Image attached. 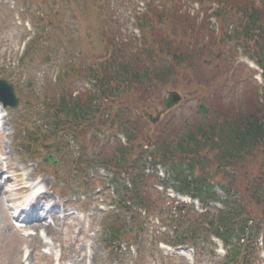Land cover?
<instances>
[{
	"label": "rangeland",
	"instance_id": "rangeland-1",
	"mask_svg": "<svg viewBox=\"0 0 264 264\" xmlns=\"http://www.w3.org/2000/svg\"><path fill=\"white\" fill-rule=\"evenodd\" d=\"M92 1L96 4V0ZM185 1H188V6L186 5L184 9L188 8L192 15L199 16L200 21H203L205 11L210 15L215 7L209 2L204 9L199 4L190 3L192 0H183L182 3ZM260 1L253 0V3L259 4ZM104 3L112 6L107 13L97 11L88 14L84 9L74 10L70 7L71 9L68 10L61 4V0H28V2L0 0V79L13 84L16 95L21 100L18 108H9L4 111L2 114L4 127L0 126V164H2L0 188H2L5 202L4 207L0 197V264H23L24 259H27L29 264H57V258L60 259L61 264L161 263L159 257L154 255L155 244L150 241V237L145 241V246L143 243L140 244L141 257L136 260H133L136 257L134 249H126L127 239H122L119 248L121 251L118 254L114 255L115 251H111V254L107 253L102 242L104 217L97 210L102 201L106 202L107 192L102 190L97 195L92 191L97 188L93 189L94 186H100V183L104 185L100 178L104 172L84 168L85 171L79 170L75 173L77 166L71 161L77 157V152H81L77 147L71 155L66 154L65 150L57 154V158L60 157L61 160L54 167L43 161L47 152L40 150L38 144L34 145L25 141L28 138L33 140L37 137L40 140L45 137L49 143L60 140L58 136L48 137L43 130L46 123L44 103L47 101V104H52L66 92L73 93V97H78L79 94L85 92L87 94L91 91L89 81L81 79V76L73 78L70 73L79 67L85 75L93 61L100 64L111 56L113 50L101 39L99 32L101 28L104 30L108 27L107 23L113 24L109 35L116 34L114 43L121 45L120 47L124 49L120 56L131 52L128 36H136L134 41L140 44L139 31L134 25V14L139 15V12L135 11L139 10L140 3L135 0H104ZM100 7H103L102 3ZM73 15L74 20H72ZM26 21L27 23H23ZM233 27L234 24H225L222 31L224 32L227 28L231 31ZM162 29L170 31L172 27L165 24ZM219 30L218 21L210 20V27L201 32L200 47L208 45L209 36L213 34V42L210 44L213 48L202 50V52L197 50L200 55L196 62L184 63L173 68L175 76L161 91V103L170 91H177L183 95V102L160 118L156 125L155 134L159 136L157 139L163 138L170 141L178 137L183 127L189 128L194 122L202 123V115L197 114L200 104L210 109L208 116L215 115L220 110L216 98L218 91L219 95L224 97V101H221L222 106L227 105L226 108H229L240 104L239 108L243 109L247 108L261 93L260 88L263 82L257 65L250 57L238 51V43L222 42L226 37ZM241 47L244 48V45ZM245 47L252 51L255 44L249 43ZM240 51H242L241 48ZM44 57H49L50 62L44 63L42 61ZM58 77L66 81L67 87L69 82L73 86H69L67 90L65 86L60 87ZM30 83L31 88L28 87ZM27 101L31 102L30 105L26 104ZM119 101H111L117 109L120 105H118ZM151 101L155 99L152 98ZM121 108L124 109V107ZM144 109L135 108V111H131L135 113V116L142 115L148 122V115L145 119L144 113L147 112L156 118L162 110L158 103L150 109ZM101 120L103 119L97 117L94 127L106 130V135H100L98 147L103 146L107 153L104 154L111 159L115 143L109 141L108 135L112 136L113 133H107L106 121L105 124H100ZM146 128L150 130V123ZM81 129L84 132H81L80 138L78 134H74L80 143L83 142L87 148L96 147L97 144L91 138L93 128ZM142 129H145V126ZM148 131L145 132L147 137L153 136L155 129ZM30 133L31 136H29ZM20 147L22 150H19ZM263 161L264 145L258 153L257 163L253 164H256L255 171ZM253 165L249 171L253 170ZM236 172L230 169L227 174H236L238 180L242 182L244 179L241 177L244 173H240L242 170ZM7 175L12 176V182L6 180ZM84 178L92 179V181L86 182ZM33 181L40 186V189L27 194V187ZM83 181L88 190L84 194L79 190ZM19 188L24 190L19 191ZM38 192H45V198L52 201L48 209L54 208L60 215L70 213L67 219L61 220L57 217L56 230L49 234L52 237L43 238L44 247H41V243L33 242L32 238H29L32 231L28 227L20 230L13 227L11 218V216L20 215L19 204L24 203L31 194L35 195ZM216 192L222 200H225V194L218 186ZM167 194L175 196L170 190ZM192 202L187 200L190 205ZM71 205L76 206L75 210L71 208ZM222 208L221 204L213 205L209 211L215 212L216 209ZM41 215L43 212L39 217ZM137 220L141 218L137 217ZM146 226L154 233L162 234L157 225V228L153 224H145L143 227L146 228ZM147 229L144 233L148 231ZM145 236L146 234L144 238ZM129 237L133 239L134 235ZM260 257L264 258L263 250H260ZM175 263L179 262L175 260ZM257 264H264V261L258 259Z\"/></svg>",
	"mask_w": 264,
	"mask_h": 264
},
{
	"label": "trees",
	"instance_id": "trees-1",
	"mask_svg": "<svg viewBox=\"0 0 264 264\" xmlns=\"http://www.w3.org/2000/svg\"><path fill=\"white\" fill-rule=\"evenodd\" d=\"M138 1L146 6L145 11L136 16L135 26L141 32L140 44L134 41V35L128 36L131 52L120 56L124 49L114 43L116 34L109 35L113 24L110 22L107 28H101V39L113 51L109 58L100 64L93 61L88 68L95 92L84 99L81 96L74 98L66 92L52 104L46 101L44 119L50 126L48 133L53 135L52 131L65 130L80 138L84 132L81 128L93 127L94 117L107 107L111 108L110 100H120L118 109L115 108L118 122L113 124H119L126 132L130 147L116 146L111 160L104 155L99 163L110 167L113 163V167L127 175L130 185L116 184L118 202L115 203L124 215L112 213L105 219L106 248L122 239H127L128 243H142L146 221L141 215V220H137L139 215L133 209L143 208L147 218L160 217V223H165L173 232V236L161 239L165 243L190 245L205 251L212 245L210 237L214 236L228 249L222 264H257L258 259L260 261L259 245L262 244L264 249V161L256 171V164H253L264 145V86L257 99L245 109L239 108L240 104L229 108L222 106L224 97L218 91L216 98L220 110L215 115L203 117L202 123L194 122L189 128L183 127L175 139L160 138L155 144L151 165L162 164L171 172L170 179L163 184L173 183L177 193L198 199L205 209L211 202L221 203L223 209L214 213L198 214L185 203L170 202L162 195L154 194L152 180L145 174L147 159L138 158L135 145L143 133L136 126L131 127L130 119H134L135 114L127 116L125 108L128 104H147L152 98L159 100V89L175 76L174 67L196 62L199 51L213 48L210 46L212 33L209 44L200 47L201 32L210 27L212 19L218 21L219 31L226 37L222 42L244 45L241 47L244 53L250 54L262 69L264 82V0L259 4H254L253 0H192L190 3L197 2L204 9L209 2L215 6L210 15L204 12L203 21L192 15L188 8L184 9L188 1ZM101 3L103 7H100ZM61 4L68 10L70 7L87 10L88 14L107 13L112 7L108 3L105 5L104 0H96V4L92 0H61ZM165 24L172 29L163 31ZM225 24H234V27L223 32ZM249 43L255 44L252 51L245 47ZM72 73L75 77L80 75L75 71ZM64 85L66 90L73 86L69 82L67 87L66 81ZM47 128L43 126V129ZM37 141L39 139L30 140L33 144ZM82 164L91 166L93 161L79 157L77 165ZM251 164L253 170L249 171ZM230 169L236 173L242 170L244 180L239 181L236 174H227ZM215 186L225 192L226 200L217 195ZM129 217L130 222L126 221Z\"/></svg>",
	"mask_w": 264,
	"mask_h": 264
},
{
	"label": "water",
	"instance_id": "water-1",
	"mask_svg": "<svg viewBox=\"0 0 264 264\" xmlns=\"http://www.w3.org/2000/svg\"><path fill=\"white\" fill-rule=\"evenodd\" d=\"M0 100L4 103L5 106H17L18 100L14 96L13 88L11 85H8L5 81H0ZM182 101V96L176 92L172 91L168 93V98L164 101V107L166 110H170L174 108L175 106L179 105V103ZM199 113H202L203 115L208 114V109L204 107V105H200L199 107ZM45 149L49 150V147H46ZM53 161L52 158H47L45 162ZM54 164H57L55 161Z\"/></svg>",
	"mask_w": 264,
	"mask_h": 264
},
{
	"label": "bare ground",
	"instance_id": "bare-ground-1",
	"mask_svg": "<svg viewBox=\"0 0 264 264\" xmlns=\"http://www.w3.org/2000/svg\"><path fill=\"white\" fill-rule=\"evenodd\" d=\"M2 188H0V197L3 200V194H2ZM31 204L36 207L37 205H41L44 204L43 200H42V195L40 196H36L35 198L32 199ZM1 205V204H0ZM4 207H5V202H4ZM33 211H28L27 214L32 213ZM46 217H50L52 218L53 222L52 223H47L45 219V223L43 222V220H38L35 223H32V225L30 226L31 230H33L34 234L32 236V241L33 242H37V243H41L43 244V236L44 235H49L52 234V232L54 231L53 228H55L54 226L57 225V217L56 214L52 211V209H50V211L48 213H46L45 215ZM51 236V235H50Z\"/></svg>",
	"mask_w": 264,
	"mask_h": 264
}]
</instances>
